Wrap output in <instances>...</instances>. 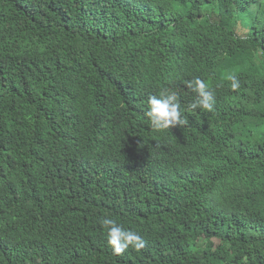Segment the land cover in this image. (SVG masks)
Segmentation results:
<instances>
[{"label": "trees", "instance_id": "obj_1", "mask_svg": "<svg viewBox=\"0 0 264 264\" xmlns=\"http://www.w3.org/2000/svg\"><path fill=\"white\" fill-rule=\"evenodd\" d=\"M0 264H264V0H0Z\"/></svg>", "mask_w": 264, "mask_h": 264}, {"label": "clouds", "instance_id": "obj_2", "mask_svg": "<svg viewBox=\"0 0 264 264\" xmlns=\"http://www.w3.org/2000/svg\"><path fill=\"white\" fill-rule=\"evenodd\" d=\"M232 81L233 90L239 88V82L235 77H229ZM189 87L198 93L197 101L192 104V108L202 107L211 111L215 104V97L208 89V86L199 78L189 83ZM148 117L156 129H169L170 126L181 125L185 120L181 114V107L178 96L171 92L164 96L151 95L148 98ZM107 229V243L117 255L123 254L129 246L136 249L143 247V240L139 234L132 230L123 228L115 220L105 218L101 221Z\"/></svg>", "mask_w": 264, "mask_h": 264}, {"label": "rangeland", "instance_id": "obj_3", "mask_svg": "<svg viewBox=\"0 0 264 264\" xmlns=\"http://www.w3.org/2000/svg\"><path fill=\"white\" fill-rule=\"evenodd\" d=\"M245 31H246V29L243 28L242 26H239V27H238L237 32H238L239 34H243Z\"/></svg>", "mask_w": 264, "mask_h": 264}]
</instances>
